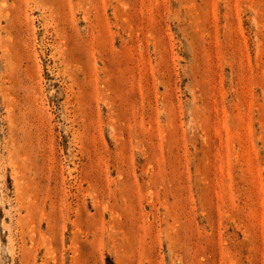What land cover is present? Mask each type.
Masks as SVG:
<instances>
[{
  "label": "rangeland",
  "instance_id": "rangeland-1",
  "mask_svg": "<svg viewBox=\"0 0 264 264\" xmlns=\"http://www.w3.org/2000/svg\"><path fill=\"white\" fill-rule=\"evenodd\" d=\"M0 264H264V0H0Z\"/></svg>",
  "mask_w": 264,
  "mask_h": 264
}]
</instances>
